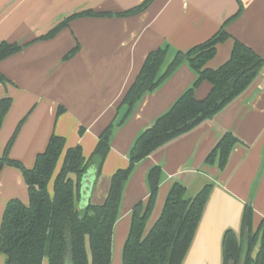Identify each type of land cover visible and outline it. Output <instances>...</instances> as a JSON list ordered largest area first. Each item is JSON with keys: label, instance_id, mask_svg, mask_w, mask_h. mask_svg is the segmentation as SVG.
I'll return each mask as SVG.
<instances>
[{"label": "crops", "instance_id": "1", "mask_svg": "<svg viewBox=\"0 0 264 264\" xmlns=\"http://www.w3.org/2000/svg\"><path fill=\"white\" fill-rule=\"evenodd\" d=\"M145 1L0 0V43L23 46L0 61V73L8 80L0 82V101L12 99L0 130V156L19 127L10 157L28 168L47 149L53 134L65 138L66 149L80 145L89 158L100 134L113 124L100 175L96 177V169L90 167L82 179L80 206L104 202L112 175L128 167L136 138L198 78L184 62L128 113L123 98L151 52L170 46L164 72L177 51L187 52L207 41L234 17L225 25L230 38L218 45L207 67L217 69L230 59L234 39L264 59V0H152L141 12L118 15ZM88 9L112 15L77 17L55 36L39 39L67 17ZM211 89V83L204 81L195 97L203 99ZM226 132L239 141L220 169L206 158ZM64 156L65 152L56 174ZM154 166L161 167L163 178L149 227L159 217L173 183L184 184L190 195L214 184L183 264H222L224 234L228 229L239 232L245 206L254 207L255 229L264 218V67L254 83L214 118L136 165L124 188L113 242L116 234L118 244L124 245L132 209L150 195L147 176ZM85 178H89L87 202L82 195ZM16 198L28 203V186L18 168L5 167L0 176V226L7 204ZM0 264H6L2 254ZM43 264H49L47 258Z\"/></svg>", "mask_w": 264, "mask_h": 264}, {"label": "trees", "instance_id": "2", "mask_svg": "<svg viewBox=\"0 0 264 264\" xmlns=\"http://www.w3.org/2000/svg\"><path fill=\"white\" fill-rule=\"evenodd\" d=\"M151 1L146 0L118 15L141 12ZM111 15L84 10L67 17L39 39L55 36L74 18ZM233 18L226 21L207 41L187 52L177 51L164 72L162 68L170 46L166 44L148 55L123 98L122 106L127 107L128 113L145 94L155 91L182 63L187 62L198 78L192 88L136 138L129 152L128 167L118 169L112 175L103 203H89L82 208L79 192L82 179L90 167L96 169V177L100 175L110 151L113 124L100 134L89 158L84 155L80 145L66 149L65 138L53 134L47 149L37 155L31 168L10 157V149L19 130L17 128L0 156V176L5 167L18 168L28 186L29 201L25 203L16 198L6 206L0 226V254L6 257V264H43L46 258L49 264H112L114 228L124 188L136 165L172 140L214 118L254 83L264 67L263 57L238 39H234L227 62L217 69L207 67L208 62L216 56L218 45L230 38L225 25ZM22 47L18 43H0V61L19 52ZM77 50L78 47L71 50L66 58ZM7 81L0 73V82ZM204 81L210 82L212 89L205 98L197 99L195 89ZM11 105L10 97L0 101V130ZM238 141L232 133H224L207 156L206 163H217L220 169H224ZM64 152L62 167L56 174ZM162 178L160 166H154L148 172L150 195L145 203L140 202L132 209L129 232L122 249V264L184 263L214 184L207 183L198 193L190 195L184 184L173 183L159 217L149 227ZM222 264H264V218L255 229L252 204L244 208L239 232L233 229L225 232Z\"/></svg>", "mask_w": 264, "mask_h": 264}, {"label": "rangeland", "instance_id": "3", "mask_svg": "<svg viewBox=\"0 0 264 264\" xmlns=\"http://www.w3.org/2000/svg\"><path fill=\"white\" fill-rule=\"evenodd\" d=\"M258 248H259V246L255 250L254 255H256V252L258 251ZM122 249H123V244L122 245L118 244L117 237H116V234H115L114 242H113L112 264H118L119 257H120L119 263L122 264Z\"/></svg>", "mask_w": 264, "mask_h": 264}, {"label": "water", "instance_id": "4", "mask_svg": "<svg viewBox=\"0 0 264 264\" xmlns=\"http://www.w3.org/2000/svg\"><path fill=\"white\" fill-rule=\"evenodd\" d=\"M88 179L89 178H85L82 183V195H83L84 202H87L89 194H90L89 186H88ZM86 206L87 205L85 204L84 206H81V207L84 208Z\"/></svg>", "mask_w": 264, "mask_h": 264}]
</instances>
